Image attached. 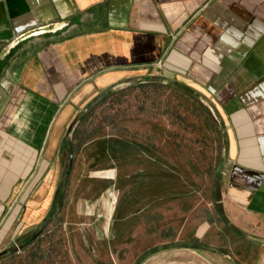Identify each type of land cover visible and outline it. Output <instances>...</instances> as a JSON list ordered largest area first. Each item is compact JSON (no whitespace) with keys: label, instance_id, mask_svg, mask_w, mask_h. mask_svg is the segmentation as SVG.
Returning a JSON list of instances; mask_svg holds the SVG:
<instances>
[{"label":"crops","instance_id":"obj_1","mask_svg":"<svg viewBox=\"0 0 264 264\" xmlns=\"http://www.w3.org/2000/svg\"><path fill=\"white\" fill-rule=\"evenodd\" d=\"M56 23L66 27L0 61V254L43 220L58 195L61 147L77 116L118 83L158 76L187 85L216 109L227 136L225 218L239 232L262 236L264 0H0V53ZM119 202L98 215L102 239L133 224L132 239L159 237L140 264H167L151 261L173 250L205 260L203 222L195 248L182 228L147 229L143 209L115 216Z\"/></svg>","mask_w":264,"mask_h":264},{"label":"rangeland","instance_id":"obj_2","mask_svg":"<svg viewBox=\"0 0 264 264\" xmlns=\"http://www.w3.org/2000/svg\"><path fill=\"white\" fill-rule=\"evenodd\" d=\"M157 78L168 79L146 78L102 93L79 114L86 116L70 138L65 132L61 147L60 194L43 220L14 240L8 248L13 252L0 264H139L159 247V237L134 240V225L124 224L121 236L101 238L98 215L113 212L118 200L115 216L143 209L146 228L176 234L182 228L195 248L196 225L204 223L205 260L173 250L152 263L232 264L226 255L235 264H262L264 231L260 237L239 232L221 205L224 123L204 105L206 97L181 82L169 79L164 85ZM67 140L73 145L71 171Z\"/></svg>","mask_w":264,"mask_h":264},{"label":"water","instance_id":"obj_3","mask_svg":"<svg viewBox=\"0 0 264 264\" xmlns=\"http://www.w3.org/2000/svg\"><path fill=\"white\" fill-rule=\"evenodd\" d=\"M66 27V23H56V24H52V25H48L46 27H41V28H37L34 29L32 31H29L21 36H19L18 38H16L14 41H12L1 53H0V61L5 60L6 57L9 56V54L11 53L12 50L16 49L18 46H20L21 44H23L24 42L32 39V38H36V37H40V36H44V35H49V34H55L61 30H63ZM142 81V79H137V80H132V81H126V82H122V83H118L116 85H114L113 87L110 88L111 91H116V90H120V89H125V88H130L132 87L133 84H137L140 83ZM156 81H160L162 82L164 85H168L171 83V81L169 79H161V78H157ZM204 105L208 108V110L212 113V115L218 119V113L216 111V109L213 107L212 103L208 100H204ZM82 115H79L71 124V126L68 129V133L67 136L68 138L71 137L72 132L75 130V128L77 127V125L80 122V118ZM72 150L70 149V156H69V165H68V170L71 171L72 169V163H73V154H72ZM50 218L47 220V223H49ZM18 250V249H17ZM13 252L12 249H8L6 251H4L3 253L0 254V258L10 255ZM224 257H226L228 260H230L232 262V264H235L232 259L229 256L223 255ZM264 264V259H263V263Z\"/></svg>","mask_w":264,"mask_h":264},{"label":"trees","instance_id":"obj_4","mask_svg":"<svg viewBox=\"0 0 264 264\" xmlns=\"http://www.w3.org/2000/svg\"><path fill=\"white\" fill-rule=\"evenodd\" d=\"M191 91V90H190ZM112 91L109 89V90H107V91H105L103 94L104 95H107V94H109V93H111ZM192 93H195L194 91H191ZM103 101L100 99V101H99V103L101 104ZM85 116L86 115H84V116H81V118H80V120H83L84 118H85ZM67 143H68V147H69V151H70V149L73 151V145H72V141L70 140H67ZM64 188H65V185L63 186ZM60 192V191H59ZM58 194H60V193H58ZM50 220H51V217H50ZM154 252L153 251H150L149 253H147V254H145V256L142 258V260H141V262H143L144 260H146L147 258H149L152 254H153ZM140 262V263H141ZM139 263V264H140Z\"/></svg>","mask_w":264,"mask_h":264}]
</instances>
